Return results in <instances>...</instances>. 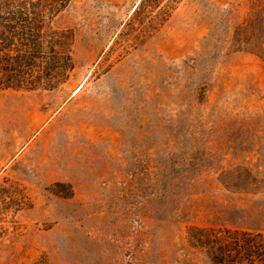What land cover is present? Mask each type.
Returning a JSON list of instances; mask_svg holds the SVG:
<instances>
[{
  "label": "rangeland",
  "instance_id": "obj_1",
  "mask_svg": "<svg viewBox=\"0 0 264 264\" xmlns=\"http://www.w3.org/2000/svg\"><path fill=\"white\" fill-rule=\"evenodd\" d=\"M140 1L72 0L69 79L0 90V264H211L192 229L264 234V0L133 29Z\"/></svg>",
  "mask_w": 264,
  "mask_h": 264
},
{
  "label": "trees",
  "instance_id": "obj_2",
  "mask_svg": "<svg viewBox=\"0 0 264 264\" xmlns=\"http://www.w3.org/2000/svg\"><path fill=\"white\" fill-rule=\"evenodd\" d=\"M163 1L141 0L129 26L144 28L149 17V26L160 27L180 0L165 6ZM71 2L0 0V90L53 91L69 79L73 36L55 28L54 20ZM190 243L201 247L211 264H264L263 233L194 228Z\"/></svg>",
  "mask_w": 264,
  "mask_h": 264
}]
</instances>
